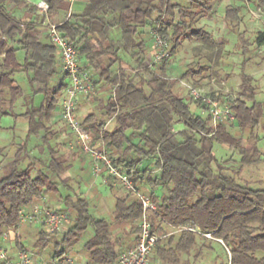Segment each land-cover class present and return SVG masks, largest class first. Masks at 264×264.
Wrapping results in <instances>:
<instances>
[{"label": "clouds", "instance_id": "1", "mask_svg": "<svg viewBox=\"0 0 264 264\" xmlns=\"http://www.w3.org/2000/svg\"><path fill=\"white\" fill-rule=\"evenodd\" d=\"M0 264H264V0H0Z\"/></svg>", "mask_w": 264, "mask_h": 264}, {"label": "rangeland", "instance_id": "2", "mask_svg": "<svg viewBox=\"0 0 264 264\" xmlns=\"http://www.w3.org/2000/svg\"><path fill=\"white\" fill-rule=\"evenodd\" d=\"M11 119H12V118L9 117V116H7V115L3 116V117L0 119V127L3 126V121H5V120H11Z\"/></svg>", "mask_w": 264, "mask_h": 264}, {"label": "trees", "instance_id": "3", "mask_svg": "<svg viewBox=\"0 0 264 264\" xmlns=\"http://www.w3.org/2000/svg\"><path fill=\"white\" fill-rule=\"evenodd\" d=\"M5 115H7V114L5 113ZM5 115H4V116H5ZM1 118H2V117H0V119H1Z\"/></svg>", "mask_w": 264, "mask_h": 264}]
</instances>
